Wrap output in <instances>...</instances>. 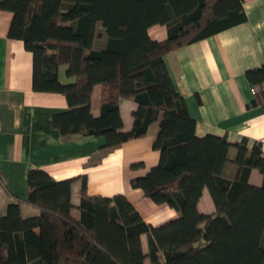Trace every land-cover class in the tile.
I'll return each mask as SVG.
<instances>
[{"label":"trees","instance_id":"obj_1","mask_svg":"<svg viewBox=\"0 0 264 264\" xmlns=\"http://www.w3.org/2000/svg\"><path fill=\"white\" fill-rule=\"evenodd\" d=\"M0 9L13 13L9 37L22 39L33 53L34 89L67 98L69 109L51 120L63 136H104V147H114L158 123L153 147L159 163L131 184L179 212L155 226L124 194H89L84 176L76 219L74 178L59 180L34 167L27 175V201L40 212L24 217L17 200L0 215V264H145L146 258L151 264H264L262 142L249 148L246 138L233 144L225 135L198 136L165 59L180 46L245 22L244 0H0ZM155 24L167 26V39L150 36ZM62 65L73 81L60 79ZM246 76L256 94L253 103H261L264 63ZM97 84L102 104L95 116ZM121 97L138 103L130 130L123 129ZM232 146L237 153L231 160ZM229 161L237 166L233 178L225 174ZM254 168L263 174L261 185L249 180ZM205 187L215 214L199 211Z\"/></svg>","mask_w":264,"mask_h":264},{"label":"crops","instance_id":"obj_2","mask_svg":"<svg viewBox=\"0 0 264 264\" xmlns=\"http://www.w3.org/2000/svg\"><path fill=\"white\" fill-rule=\"evenodd\" d=\"M248 19L207 38L185 44L165 55L171 75L196 119V134L227 136L231 143L247 139L248 147L260 141L264 150V94L256 98L246 71L264 63V0H244ZM13 13L0 9V215L11 202L20 200L22 215L29 217L40 210L27 201L28 171L40 167L56 179L74 178L72 215L79 219L83 177L91 195L124 194L143 218L158 226L179 216L167 203H156L131 179L146 174L159 163L160 151L153 143L159 131L154 122L146 135L114 147H104V136L72 135L65 137L52 125L58 111L69 109L60 92L37 91L33 87V53L22 39L9 37ZM153 39L168 38L165 24L149 28ZM66 65L60 67L63 82ZM102 84L94 87L91 109L101 112ZM123 129L130 130L138 103L132 98L119 100ZM235 146L229 152L232 160ZM135 165V166H134ZM237 166L229 161L225 174L233 178ZM250 182L261 185L263 174L251 171ZM199 211L215 214L217 208L208 187L198 203ZM203 226V224H202ZM143 250L149 252L147 234L141 235ZM145 264H151L149 258Z\"/></svg>","mask_w":264,"mask_h":264},{"label":"built area","instance_id":"obj_3","mask_svg":"<svg viewBox=\"0 0 264 264\" xmlns=\"http://www.w3.org/2000/svg\"><path fill=\"white\" fill-rule=\"evenodd\" d=\"M254 89V88H253Z\"/></svg>","mask_w":264,"mask_h":264}]
</instances>
